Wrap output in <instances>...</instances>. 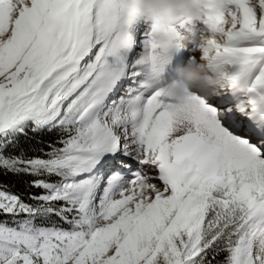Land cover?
Wrapping results in <instances>:
<instances>
[{"label":"snow or ice","instance_id":"1","mask_svg":"<svg viewBox=\"0 0 264 264\" xmlns=\"http://www.w3.org/2000/svg\"><path fill=\"white\" fill-rule=\"evenodd\" d=\"M207 9L177 121L120 0H0V264H264V0Z\"/></svg>","mask_w":264,"mask_h":264},{"label":"clouds","instance_id":"2","mask_svg":"<svg viewBox=\"0 0 264 264\" xmlns=\"http://www.w3.org/2000/svg\"><path fill=\"white\" fill-rule=\"evenodd\" d=\"M124 9L137 21L152 28V40L155 56L161 62V70L171 67L173 41L179 22H191L207 14L208 0H120ZM209 37L201 35L199 40ZM213 83L206 66L202 63H185L175 67L164 84L165 94L174 102V119L182 120L186 116L185 106L189 93L204 91Z\"/></svg>","mask_w":264,"mask_h":264},{"label":"rangeland","instance_id":"3","mask_svg":"<svg viewBox=\"0 0 264 264\" xmlns=\"http://www.w3.org/2000/svg\"><path fill=\"white\" fill-rule=\"evenodd\" d=\"M138 23H139L143 28H145V29L148 27V26H147L146 24H144L142 21H139ZM194 23H198V22H194ZM180 65H181V64L176 63L175 60H174L172 66H171L170 69H169V74H171V73L174 71L175 67L180 66Z\"/></svg>","mask_w":264,"mask_h":264}]
</instances>
